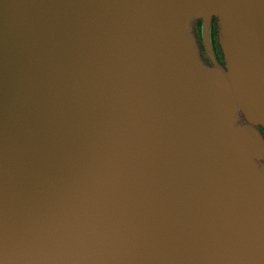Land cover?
Segmentation results:
<instances>
[{
    "label": "water",
    "instance_id": "water-1",
    "mask_svg": "<svg viewBox=\"0 0 264 264\" xmlns=\"http://www.w3.org/2000/svg\"><path fill=\"white\" fill-rule=\"evenodd\" d=\"M258 129L264 0H0V264H264Z\"/></svg>",
    "mask_w": 264,
    "mask_h": 264
},
{
    "label": "flooded vegetation",
    "instance_id": "flooded-vegetation-1",
    "mask_svg": "<svg viewBox=\"0 0 264 264\" xmlns=\"http://www.w3.org/2000/svg\"><path fill=\"white\" fill-rule=\"evenodd\" d=\"M201 24V23H200ZM201 29V25H200ZM201 30L198 32V29L195 25L192 27V34L195 38L197 48H198V53L199 57L202 61V63L208 67H213L214 64L218 65L222 69L224 68L223 60H222V55L221 51L217 42V23L215 19H212L211 21V29H210V47L211 51L210 54L208 51L204 48L202 39H201ZM259 133L262 135L264 139V132L261 129H258Z\"/></svg>",
    "mask_w": 264,
    "mask_h": 264
},
{
    "label": "trees",
    "instance_id": "trees-1",
    "mask_svg": "<svg viewBox=\"0 0 264 264\" xmlns=\"http://www.w3.org/2000/svg\"><path fill=\"white\" fill-rule=\"evenodd\" d=\"M200 22H196V27H197V29H198V32L200 31Z\"/></svg>",
    "mask_w": 264,
    "mask_h": 264
},
{
    "label": "rangeland",
    "instance_id": "rangeland-1",
    "mask_svg": "<svg viewBox=\"0 0 264 264\" xmlns=\"http://www.w3.org/2000/svg\"><path fill=\"white\" fill-rule=\"evenodd\" d=\"M201 33V32H200Z\"/></svg>",
    "mask_w": 264,
    "mask_h": 264
}]
</instances>
